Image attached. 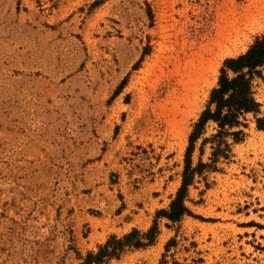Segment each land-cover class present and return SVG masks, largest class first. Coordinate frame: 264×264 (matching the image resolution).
Instances as JSON below:
<instances>
[{
  "label": "rangeland",
  "instance_id": "374dc122",
  "mask_svg": "<svg viewBox=\"0 0 264 264\" xmlns=\"http://www.w3.org/2000/svg\"><path fill=\"white\" fill-rule=\"evenodd\" d=\"M231 18L234 41L203 70L200 43ZM263 31L264 0H0V264H77L110 235L147 230L180 186L223 61ZM187 72L195 109L176 136L161 110ZM254 97L264 118V65ZM256 117L228 160L194 177L189 214L158 218L152 245L102 264H264ZM199 143L192 166L210 162Z\"/></svg>",
  "mask_w": 264,
  "mask_h": 264
},
{
  "label": "trees",
  "instance_id": "16d2710c",
  "mask_svg": "<svg viewBox=\"0 0 264 264\" xmlns=\"http://www.w3.org/2000/svg\"><path fill=\"white\" fill-rule=\"evenodd\" d=\"M264 65V31L257 36L247 50L223 61L216 85L210 90L207 102L198 118L192 125L188 135V144L184 153V166L181 183L166 209H160L155 214L153 224L145 231L132 228L121 235H110L97 245L96 250L80 254L77 264H102L113 258H119L128 249H140L152 245L159 233L158 218H165L171 223H177L189 214L185 204L188 187L196 175L201 176L205 171L216 170L215 164L220 160H228L231 156V144L243 140L241 126H246V114L256 117L260 113V104L254 97V80L261 78ZM231 72V76L228 74ZM256 128L264 129V118L256 117ZM212 123L215 132L204 136L209 124ZM231 139V143L228 142ZM199 153L204 146L210 144V162L199 160L192 166V154L197 141ZM168 248V244L166 246Z\"/></svg>",
  "mask_w": 264,
  "mask_h": 264
},
{
  "label": "bare ground",
  "instance_id": "6f19581e",
  "mask_svg": "<svg viewBox=\"0 0 264 264\" xmlns=\"http://www.w3.org/2000/svg\"><path fill=\"white\" fill-rule=\"evenodd\" d=\"M237 22L238 19L233 18L230 21H223L222 23L215 24L214 33L207 37L204 42L200 43L198 53L195 57V59L198 58V65L200 68H203L204 70L206 66H211L213 61L219 58L227 50L236 36ZM187 64H190V67H197L196 64H193V60H190ZM180 77L185 79V81L180 79L181 91L177 95H175V92L173 91L172 94L168 96L172 98V100L168 101V104H170L171 107L161 110L163 115H172V118H170L168 122L171 123L176 136L180 133L181 128L178 127L179 124L186 121V118H188L189 115H192L195 109L196 100V85H194L196 75L195 77H192V75L187 72ZM180 104L184 105L183 109L179 108ZM177 115H181V118L178 120L176 119Z\"/></svg>",
  "mask_w": 264,
  "mask_h": 264
}]
</instances>
